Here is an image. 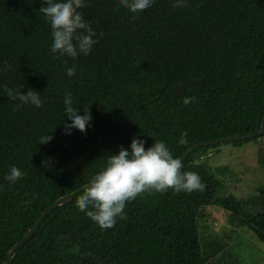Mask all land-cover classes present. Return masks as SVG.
Segmentation results:
<instances>
[{
  "label": "trees",
  "instance_id": "trees-1",
  "mask_svg": "<svg viewBox=\"0 0 264 264\" xmlns=\"http://www.w3.org/2000/svg\"><path fill=\"white\" fill-rule=\"evenodd\" d=\"M172 2L155 0L133 14L118 0H84L78 11L98 42L73 61L49 52L42 0H0V264L47 207L87 184L121 145L130 150L133 137L145 147L163 141L178 158L195 143L261 128L264 0ZM73 63L76 74L68 77ZM195 77L205 79L181 93L171 87ZM20 84L22 93H40L42 107L13 111L19 101L9 100L4 86ZM68 92L73 107L91 115L85 133L65 134ZM183 132L188 143L181 145ZM46 135L53 139L39 144ZM202 148L181 169L200 176L202 191L144 192L127 203V219L101 229L78 209L81 190L45 217L12 264H209L204 252L214 257L217 250H207L200 227L210 205L264 242V187L247 200L219 194L215 173L201 161L193 165ZM11 166L24 173L12 184L4 180Z\"/></svg>",
  "mask_w": 264,
  "mask_h": 264
},
{
  "label": "clouds",
  "instance_id": "clouds-1",
  "mask_svg": "<svg viewBox=\"0 0 264 264\" xmlns=\"http://www.w3.org/2000/svg\"><path fill=\"white\" fill-rule=\"evenodd\" d=\"M155 0H118L123 8L133 14L143 12L150 8ZM188 6V0H173V8ZM85 7L84 0H42L39 12L42 13L51 28L52 45L51 54L66 56L75 61L82 53L85 56L98 42L93 37L97 33L85 21L83 14L78 11ZM135 20L136 16L133 15ZM102 36L103 33H100ZM67 65L68 61H63ZM6 69L11 70V65L5 62ZM78 65L73 63L66 67L68 77L76 74ZM23 84L17 88L4 86V92L11 101H19L13 111H18L26 104L42 107L40 93L29 88L22 93ZM64 107L67 120L65 134L70 135L73 128L85 133L91 115L88 108L81 112L72 105V93H66ZM191 98H185L184 103L189 104ZM188 133L183 132L179 143L187 144ZM53 139L46 135L40 138L39 144L48 143ZM146 141L133 137L130 150L122 145L118 154L109 155L106 165L93 175L91 180L83 186L82 194L76 199V205L101 229H109L115 226L117 218L127 219L124 209L127 203L136 199L147 191L165 192L172 189L174 192L202 191L205 188L200 176L196 172L181 171L183 163L174 158L171 151L163 141H155L151 146L145 147ZM199 160L193 161L198 166ZM24 173L16 166H11L4 180L12 184L22 179Z\"/></svg>",
  "mask_w": 264,
  "mask_h": 264
},
{
  "label": "rangeland",
  "instance_id": "rangeland-1",
  "mask_svg": "<svg viewBox=\"0 0 264 264\" xmlns=\"http://www.w3.org/2000/svg\"><path fill=\"white\" fill-rule=\"evenodd\" d=\"M195 157L222 183L219 194L247 200L264 187V135L202 148ZM206 211L208 218L200 227L202 240L208 251L217 250L214 257L203 251L209 264H264V242L253 230L233 224L229 212L220 206H207Z\"/></svg>",
  "mask_w": 264,
  "mask_h": 264
},
{
  "label": "water",
  "instance_id": "water-1",
  "mask_svg": "<svg viewBox=\"0 0 264 264\" xmlns=\"http://www.w3.org/2000/svg\"><path fill=\"white\" fill-rule=\"evenodd\" d=\"M204 77H195V78H188L184 82L180 84H173L171 87L178 93H181L185 90V88L191 84L198 83L204 81ZM264 135V115L261 121V128L253 133H247V134H241V133H236L232 134L226 137H219L216 139H210V140H204L199 143L193 144L187 151L183 152L178 159H180L182 162L187 159V157L195 150L201 148V147H207V146H213L219 143H225V142H238V141H243L247 139H253L256 137H260ZM55 157H52L48 160H46L43 163V166H45L47 163L52 162ZM86 185V184H85ZM83 190V187L79 188L78 190L72 191L68 194H65L61 197H59L56 201H54L49 207H47L39 216L35 224L29 228V230L24 234V236L15 244L13 247L9 250L7 259L3 262V264H12L15 256L17 249L21 246H23L38 230L42 222L44 221L45 217L55 208H58L70 201H72L77 195L78 192Z\"/></svg>",
  "mask_w": 264,
  "mask_h": 264
}]
</instances>
